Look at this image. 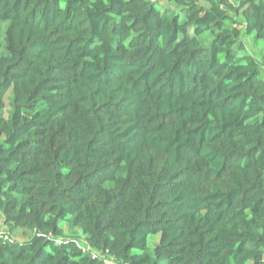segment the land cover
Listing matches in <instances>:
<instances>
[{
  "label": "trees",
  "instance_id": "16d2710c",
  "mask_svg": "<svg viewBox=\"0 0 264 264\" xmlns=\"http://www.w3.org/2000/svg\"><path fill=\"white\" fill-rule=\"evenodd\" d=\"M159 2L0 0V264H264V0Z\"/></svg>",
  "mask_w": 264,
  "mask_h": 264
},
{
  "label": "rangeland",
  "instance_id": "374dc122",
  "mask_svg": "<svg viewBox=\"0 0 264 264\" xmlns=\"http://www.w3.org/2000/svg\"><path fill=\"white\" fill-rule=\"evenodd\" d=\"M167 1H168V0H167ZM163 3H164V2H162V1L159 2V3H158V6H159V7L164 6ZM171 8H173V5H171ZM263 42H264L263 40H262V41H257V40L254 38V36H245V37H244V43H245L246 48H247V50H248L249 52H253V53H254V52H255L254 48L257 47L258 45L261 46ZM260 55H262V54H260ZM263 58H264V56L262 55V60H264ZM262 77H263V76H262ZM263 78H264V77H263ZM10 94H11V92H9V93L7 94V96H6V101H5V104H4L5 108L3 109V112H4L5 115H8V112H9V110H10V99H9V95H10ZM0 224H2L1 221H0ZM62 228H63V230L65 231V235L68 236V234H67V232H69V230H68V228H69L68 223H63V224H62ZM76 231L78 232V231H80V230H76ZM71 237H72V236H68L67 238H71ZM160 238H161V235H152V236L149 238L148 248H149L150 251L154 250V247H155L156 244L159 242Z\"/></svg>",
  "mask_w": 264,
  "mask_h": 264
},
{
  "label": "built area",
  "instance_id": "2783aa9c",
  "mask_svg": "<svg viewBox=\"0 0 264 264\" xmlns=\"http://www.w3.org/2000/svg\"><path fill=\"white\" fill-rule=\"evenodd\" d=\"M152 2H156V1H164V0H150ZM58 244L61 245L63 243V241L61 239L57 240Z\"/></svg>",
  "mask_w": 264,
  "mask_h": 264
}]
</instances>
